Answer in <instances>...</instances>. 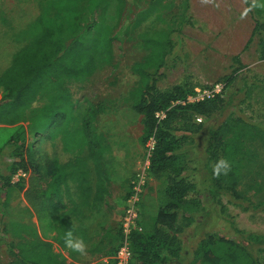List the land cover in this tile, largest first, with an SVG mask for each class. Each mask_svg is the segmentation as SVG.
Listing matches in <instances>:
<instances>
[{"label":"rangeland","instance_id":"rangeland-1","mask_svg":"<svg viewBox=\"0 0 264 264\" xmlns=\"http://www.w3.org/2000/svg\"><path fill=\"white\" fill-rule=\"evenodd\" d=\"M41 1L43 13L53 16L56 24L62 22L70 37L78 38L86 48L100 46L92 59V73L83 82L58 76L47 78L35 100L25 108L23 122L0 123V175L13 184L7 207L0 208V264L15 263L7 247L10 242L52 241L55 237L52 215L58 210L52 208L49 213L42 205L41 209L38 207L39 212L34 211L24 197L29 181L33 182L31 192L35 197L43 193L52 204L59 202L65 206L74 237L82 238L88 245L87 256L107 254L114 249L124 197L145 153L143 117L131 105L132 92L140 81L132 66L150 56L144 42L147 38L161 44L173 43L171 48L168 44L170 51L159 69L154 73L149 70L156 88L165 90L184 82L189 86L221 82L225 84L222 96L234 94L235 105L245 98L238 113L264 129L263 40L261 34L250 39L255 22L264 26V9H253L241 19L247 8L244 0H211L208 4L189 0L188 17L181 26L184 0H159L158 3L152 0H0V74L10 66L8 61L14 53L30 41L31 35L24 32L39 14ZM107 38L110 42L104 47ZM235 77L236 80L229 81ZM244 77L250 87L248 96L246 91L238 92L239 80ZM57 82L68 88L70 102L42 114L41 108L58 92ZM2 101L3 91H0ZM81 139L91 142L95 162L88 156L86 145L80 143ZM8 140L10 145H5ZM248 143L253 151L250 153L255 156L251 161L242 160V177L237 188L256 204L264 201V141L254 138ZM205 145V136L201 135L189 152L188 167L197 185L202 209L187 226L179 218L184 226L180 236L184 250L178 251L174 259L167 257V253L150 251L151 264H187V248L196 247L208 236L212 243L224 236L236 238L227 221L239 231L264 236L263 208L244 210L227 196L220 197L219 203L208 196V176L202 169ZM46 161L68 164L66 170L75 174L88 171L87 178L92 185L96 184L98 173L102 184L100 199L94 202L91 195L81 196L63 184L56 195L47 183L49 180L44 182L42 178ZM94 165L101 169L96 172ZM83 179L68 176L65 183L72 187ZM148 184L140 209L145 230L163 200L160 181L150 177ZM79 197L82 202L74 199ZM261 248L257 258L264 264V245ZM53 251L62 254L67 264H73L66 258L71 255L79 264L89 263L86 255L65 246L59 249L53 243ZM164 256L168 260L161 263ZM132 264H139L135 255Z\"/></svg>","mask_w":264,"mask_h":264},{"label":"trees","instance_id":"trees-1","mask_svg":"<svg viewBox=\"0 0 264 264\" xmlns=\"http://www.w3.org/2000/svg\"><path fill=\"white\" fill-rule=\"evenodd\" d=\"M151 2L158 3L159 0ZM246 6L248 7V4ZM188 9L189 0H184L181 26L188 17ZM262 30L264 31L263 24L255 22L250 39L256 34L262 35L264 55ZM68 32L62 22L56 24L53 16L43 13L41 1L39 14L28 24L27 31L24 32L31 35L30 41L15 53L10 66L0 74V91H3L0 123L23 122L25 108L35 100L47 78L55 79L58 76L83 82L91 75L92 59L100 45L98 44L97 47L94 44L91 48H86L78 38L70 37L72 35H68ZM105 41L107 44L104 47H107L110 39L107 38ZM144 42L150 49V56L145 62L135 63L132 66L133 72L139 75L140 81L132 92L131 108L143 117L144 142L150 137H153L155 141L150 158L149 177L160 181L163 200L151 217L146 230L141 220L143 231L133 234L131 248L133 257L135 255L139 264H151L150 251L155 250L159 254L167 253V257L174 259L178 251L184 250L180 240L184 226L179 223V218L186 221L187 226L193 223L195 215L202 209L197 185L192 181L191 170L188 167L191 161L189 152L197 145L198 137L201 135H204L206 139L202 169L208 176V196L216 203H219L220 197L227 196L230 202L242 205L244 210L250 207L264 209V201L254 204L237 188L242 177V160L251 161L255 156L250 153L253 151L247 142L254 138L264 141V129L257 128L258 126L249 123L238 113L242 110L239 106L244 103L245 98L241 99L237 105L234 104V94L227 97L218 96L198 103H187L185 102L187 96L193 93L197 84L189 86L187 82H184L165 90L156 88L152 73L159 69L173 43L168 41L166 44H161L150 38ZM149 70H152V73ZM233 80H236V77L230 78L229 81ZM239 81L238 92L246 91L248 96L250 87L247 78H241ZM57 83L58 92L49 97V104L40 110L42 114L62 108L70 102L68 88L61 82ZM238 107L239 110H237ZM162 110L165 111V117L158 120L155 113ZM196 118H201V123H196ZM10 143L11 140H8L5 145ZM80 143L86 145L88 156L93 160L95 151L91 142L81 139ZM15 157L19 158V154ZM221 158L231 163L232 170L227 175L214 178L213 165ZM67 165L46 161L44 165L46 173L42 175L44 182L48 179L47 183L52 189L54 188V193L57 195L56 191L61 184L65 186L64 188L67 187L65 180L68 176L84 177L77 186H85L84 189H88L89 193L80 195L85 194L88 195L87 197L91 195L92 201H98L102 189L99 174L96 173V184L92 185L87 178L88 171L81 170L75 174L74 171L66 170ZM94 167L96 172L99 171V167L101 169V166L94 165ZM32 186L33 182L29 181V187L24 191L25 200L37 212H39L38 207L41 209L42 205L49 213L52 208L58 210L57 214H51L56 234L52 241L8 243V250L15 259L14 264H67L62 254L53 251V243L60 248L64 247V234L68 230L73 232L69 214L63 204L59 202L52 204L49 197H44L43 193L35 197L31 192ZM12 187L10 179L0 175V208L7 207ZM227 223L237 237L224 236L212 243L208 236L196 247L187 248V264H260L257 253L262 251L264 236L239 231L232 222L227 221ZM114 239L116 245L106 254L107 256L112 255L117 248L119 228ZM166 256L162 258L161 263L168 260Z\"/></svg>","mask_w":264,"mask_h":264},{"label":"built area","instance_id":"built-area-1","mask_svg":"<svg viewBox=\"0 0 264 264\" xmlns=\"http://www.w3.org/2000/svg\"><path fill=\"white\" fill-rule=\"evenodd\" d=\"M225 90V84L221 82L210 83L204 86L198 85L194 88L193 93L186 98L187 103H198L212 100L222 96ZM179 103V102H177ZM155 117L161 120L165 117V111H158ZM200 123L201 118L195 119ZM155 141L150 137L145 144L144 158L141 167L137 170L135 177L130 182L129 193L124 201V208L119 224V241L117 248L112 255L100 258L95 264H131L133 251L131 240L134 233H141L143 227L141 224V202L143 195L149 186V166L150 158L154 150Z\"/></svg>","mask_w":264,"mask_h":264},{"label":"clouds","instance_id":"clouds-1","mask_svg":"<svg viewBox=\"0 0 264 264\" xmlns=\"http://www.w3.org/2000/svg\"><path fill=\"white\" fill-rule=\"evenodd\" d=\"M202 3L208 4L211 0H201ZM245 4H248V7L241 14V19H244L247 13L253 9L261 8L264 9V2L261 0H251L249 4V0H244ZM232 170L231 163L224 158L219 159L215 162L212 168V174L214 178H219L221 175H227ZM64 244L65 247L71 249L73 252L78 253L79 255H86L88 250V245L82 238L74 237L73 232L68 230L64 234Z\"/></svg>","mask_w":264,"mask_h":264},{"label":"crops","instance_id":"crops-1","mask_svg":"<svg viewBox=\"0 0 264 264\" xmlns=\"http://www.w3.org/2000/svg\"><path fill=\"white\" fill-rule=\"evenodd\" d=\"M32 22V21H31ZM30 23V22H29ZM28 23V24H29ZM254 26H255V24H254ZM254 26H253V28H254ZM253 30V29H252ZM25 45V44H24ZM23 45V46H24ZM22 46V47H23ZM18 50H20V49H18ZM17 50V51H18ZM16 51V52H17ZM15 52V53H16ZM15 53H14V55H15ZM13 55V56H14ZM13 56H12V58L8 61V64L10 65L11 64V62H12V59H13ZM7 61V60H6ZM1 65V64H0ZM61 187V186H60ZM84 187L85 186H83V187H79V186H77V185H75V186H67L66 187V189L67 190H72V189H74V190H76V191H78V193H80V194H83V193H89V190L88 189H84ZM74 199H76L77 201H78V199H79V201L80 202H82V199H81V197H79V198H74ZM74 236V235H73ZM55 246L57 247V248H59V249H63L64 247H62V248H60V246H58V245H56L55 244ZM63 254H64V252H63ZM66 256V255H65ZM87 256V255H86ZM105 256H107L106 254H95V253H90V254H88V256H87V258H86V261L87 262H89L88 264H95L100 258H102V257H105ZM66 258L69 260V263H73V264H79L78 262H76L75 261V257H74V255H71V256H66ZM84 264V263H83Z\"/></svg>","mask_w":264,"mask_h":264}]
</instances>
